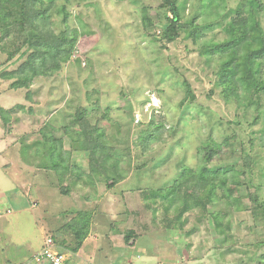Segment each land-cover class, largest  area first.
<instances>
[{"label": "rangeland", "instance_id": "1", "mask_svg": "<svg viewBox=\"0 0 264 264\" xmlns=\"http://www.w3.org/2000/svg\"><path fill=\"white\" fill-rule=\"evenodd\" d=\"M134 1H56L49 12L53 32L67 25L76 30L77 42L67 63L55 73L32 79L27 91L12 88V83L28 54L0 35V264L27 263L49 237L76 247L73 223L84 225L87 218L89 227L98 223L92 229L100 236L112 227L113 242L132 247L134 257L139 253L136 264H264V217L251 213L246 193L250 177V185L264 200V187L257 189L264 178V94L257 99L253 93L256 97L248 100L239 90L244 98L240 106L223 102L217 72L236 57L232 67L240 73L247 48L240 47L235 56L200 51L205 44L230 40L223 27L236 17L240 5L247 13L252 0H214L206 8L190 0L188 12H196L198 23L207 24L195 43L184 34L172 43L163 40V19L154 10L149 11L154 26L144 28ZM143 1L150 6L158 2ZM260 1L263 8L255 17L264 35V0ZM188 96L195 100L191 103ZM79 106L86 109L89 124L105 128L115 150L111 155L124 178L112 189L93 179L77 143L65 140L63 150L70 156L59 172L49 169L45 149L35 145L41 131L50 130L59 138L65 136L63 126H79L71 122ZM157 119L164 121L160 140L143 153L136 141ZM209 139L228 141L208 162L209 168H238L251 157L250 175L244 169L235 176L240 185L227 180L232 198L240 199L238 206L219 196L213 205L220 217L225 216L224 235L207 223L190 224L186 215L179 220L180 230L178 222L169 220L182 203L165 211V202L146 196L150 189L172 185L183 166L199 170V148ZM189 194L196 204L201 202L194 192ZM101 242L93 256L103 263L109 252L100 249Z\"/></svg>", "mask_w": 264, "mask_h": 264}, {"label": "trees", "instance_id": "2", "mask_svg": "<svg viewBox=\"0 0 264 264\" xmlns=\"http://www.w3.org/2000/svg\"><path fill=\"white\" fill-rule=\"evenodd\" d=\"M56 1L61 0H0V35L3 37L1 38L2 41L6 40L9 45H14L17 51L24 50V53L28 54L27 61L17 70V81L12 83V88L16 90L24 89L27 91L32 79L57 72L61 65L67 63L71 58L77 42V32L74 29L69 30L67 25L63 30L57 33L53 32L49 12ZM62 1L66 5L76 0ZM191 3L190 0H158L155 6H150L143 0H136L133 4L138 6L140 21L144 28L152 27L155 24L149 11L154 10L162 16L163 21L161 20L159 23L163 40L167 43L175 42L181 34H184L185 38L192 39L195 43L198 35L204 31V26L206 27L207 24L201 25L198 23L199 19L197 20L196 12H188ZM213 3L214 0H197L195 2L197 7L200 8L209 7ZM241 7L234 11L236 17L231 18V21L223 27L224 32L229 34L231 39L222 44H205L200 48L203 55L231 52L234 56L240 47L247 48L245 57L239 63V67H242L240 73L237 66L232 67L236 57L234 60L228 59L221 70L217 72L220 98L229 105L232 104V101L233 103H238L241 99L243 101L244 98L239 96V90L248 95V100L256 97L254 94H258L257 99L262 93L264 94V35L255 17V11L262 9L263 6L260 0H252L249 3L247 13H244ZM8 55L11 58L13 53L9 52ZM10 76L11 74H9ZM24 95L25 99H29V92L24 93ZM185 98L190 99L191 103L195 100L193 96ZM237 106H240V103ZM16 107L17 109L23 108L20 105H16ZM56 113H58V110L52 112L50 116L52 117ZM85 114L86 109L84 107H77L71 122L74 126L77 124L79 126L74 129L63 126L65 136L59 138L52 135L50 130V133L47 130L41 131L40 138L35 142V145L37 144L42 150L45 149V153L49 157V169L59 172V168L66 164L70 156L69 152L63 150L65 149V140L77 143L78 150L86 155L84 157H86L93 179L104 181L106 183L105 187L112 189L123 182L124 178L123 174L119 173L117 159L111 155L115 150L107 142L105 128L103 129L96 124H89ZM260 118L259 112L253 123L256 124L257 121H260ZM147 125V129L141 133L136 141L137 146L142 149L143 153L148 151L151 144L160 140L161 133L164 130L163 120L157 119L156 122L151 120ZM91 131L94 132V138L92 139L90 138ZM227 143V140L220 144L209 139L199 148L198 158L200 162L203 161L199 170L195 171L183 166L180 175L172 185L147 191L146 196H149L154 202L159 200L168 205V207H165V211H168L178 201L182 203L180 208L175 209L173 218L169 220L170 224L173 221L178 222V228L181 230L183 222L180 223L179 220L181 216L186 215L185 220L187 219L190 224L202 226L207 223V225L209 224L217 230L218 234L224 235L223 233H227L228 228L224 224L225 216L220 217L221 214L213 210V205L219 196L224 197L229 205L233 202L236 203L235 206L237 207L240 199L232 198L227 188V180L230 177L233 184L238 186L240 183L235 176L243 173L244 169L249 175L251 171L249 165L251 157L247 158L248 162H242L241 167L238 168L233 165H223L219 168H209L207 166L208 162L216 157L221 147H224ZM262 174L264 176V170ZM249 179L246 184L248 188L246 193L248 202L252 203L251 213L255 217L260 216L261 213L264 217V200L255 192L256 189L252 188ZM107 181L109 182L107 183ZM263 187L264 178L261 177V185L257 189L260 190ZM191 191L201 200L199 204H196L194 199L191 198L192 196L189 194ZM167 219L163 221L165 225ZM73 224V233L76 238V247L73 249H76L89 232L88 218L84 225L78 220H75ZM224 226L226 231H223ZM133 235H135L134 232L131 236L133 237ZM135 238H137L136 235Z\"/></svg>", "mask_w": 264, "mask_h": 264}, {"label": "crops", "instance_id": "3", "mask_svg": "<svg viewBox=\"0 0 264 264\" xmlns=\"http://www.w3.org/2000/svg\"><path fill=\"white\" fill-rule=\"evenodd\" d=\"M97 224L98 223H90L91 226L89 227V232L87 236L82 239L81 245L76 249L69 247L67 241L63 238H61L60 243H55L56 241H53L57 249L66 255L67 264H136L135 261L137 258H139V253L138 255H136V257H134L135 255L129 251V249H131L132 247L122 245L121 242H119L120 245L118 243L113 242L114 237L112 236V227L108 228L106 230V233L101 234V236L97 233L99 230L93 233V225ZM100 242V249L102 250V248H105L106 251L109 252L107 256H104L105 261H103V263L96 262V260H94L95 256H93V253L98 252L97 245L98 243L100 244ZM43 246L44 244L42 243L41 248ZM41 248L39 250H41ZM39 264L48 263L40 262Z\"/></svg>", "mask_w": 264, "mask_h": 264}, {"label": "built area", "instance_id": "4", "mask_svg": "<svg viewBox=\"0 0 264 264\" xmlns=\"http://www.w3.org/2000/svg\"><path fill=\"white\" fill-rule=\"evenodd\" d=\"M40 262H46L48 264H67V257L57 249L53 239L49 237L45 240L41 250L33 254L31 259L25 264H39Z\"/></svg>", "mask_w": 264, "mask_h": 264}, {"label": "clouds", "instance_id": "5", "mask_svg": "<svg viewBox=\"0 0 264 264\" xmlns=\"http://www.w3.org/2000/svg\"><path fill=\"white\" fill-rule=\"evenodd\" d=\"M63 253V252H62Z\"/></svg>", "mask_w": 264, "mask_h": 264}]
</instances>
